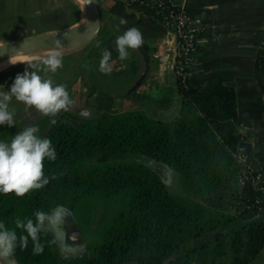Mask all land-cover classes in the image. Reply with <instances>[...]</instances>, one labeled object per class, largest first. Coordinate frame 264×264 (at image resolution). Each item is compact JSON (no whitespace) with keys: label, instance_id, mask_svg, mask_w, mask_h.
Segmentation results:
<instances>
[{"label":"trees","instance_id":"obj_1","mask_svg":"<svg viewBox=\"0 0 264 264\" xmlns=\"http://www.w3.org/2000/svg\"><path fill=\"white\" fill-rule=\"evenodd\" d=\"M110 12L126 28L140 29L147 51V39L165 32L149 2L115 1ZM178 90L174 121L133 109L92 120L58 114L46 133L39 128L57 152L56 160L43 162L49 182L23 196L0 193V220L14 227L17 217L64 204L87 251L66 259L58 243L49 242L51 233L42 234L41 253L33 254L31 240L17 248L20 264H163L170 256L167 264H253L264 245V217L236 190H220L234 174L249 178L250 167L236 157L244 139L236 92L219 82ZM23 128V122L0 125V139ZM145 159L176 173L181 192H170Z\"/></svg>","mask_w":264,"mask_h":264},{"label":"crops","instance_id":"obj_2","mask_svg":"<svg viewBox=\"0 0 264 264\" xmlns=\"http://www.w3.org/2000/svg\"><path fill=\"white\" fill-rule=\"evenodd\" d=\"M114 2L98 0L101 21L98 35L85 46L64 53L63 65L55 73H42L67 86L72 105L52 115L41 114L34 107L14 100V118L30 114L23 122L24 127L34 124L45 132L57 114L92 120L103 113L133 109L153 119H177L181 95L175 74L168 64L159 65L153 55L159 36L146 41L151 60L148 75L135 92L127 94L144 63L137 49L130 50L127 60L118 57L115 39L124 29L110 12ZM185 3L203 25L188 84L197 87L219 82L234 88L238 130L244 135L238 147L245 165L253 167L264 179V0H185ZM209 4L216 7L209 9ZM73 6L64 0L52 4L48 0H0V43L74 27L85 13L80 4ZM23 26L30 28L23 30ZM13 28L18 30L12 32ZM97 40L102 42L99 46ZM105 48L112 53L109 72L99 68ZM40 59L1 71V84L8 88L17 73ZM85 110L87 116L82 115ZM172 174L169 170V177ZM220 189L225 194L236 190L248 204L256 201L264 204L261 192L239 173L229 177ZM253 264H264V245Z\"/></svg>","mask_w":264,"mask_h":264},{"label":"clouds","instance_id":"obj_3","mask_svg":"<svg viewBox=\"0 0 264 264\" xmlns=\"http://www.w3.org/2000/svg\"><path fill=\"white\" fill-rule=\"evenodd\" d=\"M90 2V0H87ZM209 9L216 7L207 5ZM121 25L126 21L121 18ZM97 25L95 23H90ZM119 26V25H118ZM144 42L143 34L137 26L127 27L115 39V45L120 60H127L130 50L138 49ZM102 42L96 41L97 46ZM49 55L40 59L39 63L27 64L25 70L17 73L12 83L5 88L0 84V125H15L12 102L20 101L27 107H34L41 114H56L60 110H68L73 100L64 83H55L52 75L63 65V45L59 40ZM111 50L105 48L102 52L99 68L101 71H111ZM20 60H12L15 63ZM23 62V61H22ZM30 69V70H29ZM36 69V70H33ZM87 116V110L82 112ZM54 161L57 158L56 148L52 140L41 135L40 129L34 125H26L9 140L0 139V193H14L23 196L30 190L44 187L49 182V176L44 172V160ZM71 210L64 204H57L50 210L37 209L32 216L15 219V226L8 227L0 220V264H14L17 248H26L29 240L33 254L44 250L42 234L51 233L50 243H61L66 232L68 217ZM17 229L20 231L18 232ZM75 239V236L71 237Z\"/></svg>","mask_w":264,"mask_h":264},{"label":"water","instance_id":"obj_4","mask_svg":"<svg viewBox=\"0 0 264 264\" xmlns=\"http://www.w3.org/2000/svg\"><path fill=\"white\" fill-rule=\"evenodd\" d=\"M83 1L85 4V15L77 25L67 30L23 37L0 43V61L17 55H25L28 60L42 58L50 54V52L56 46L54 42L57 40H59L63 45V54L81 48L91 42L100 31L101 21L99 3L98 0H90V2H87V0ZM97 21V25L90 24ZM123 29L126 30V27L124 25ZM137 50L139 51L143 59V70L139 74L133 85L128 89L127 94H131L138 89V87L143 83L146 76L148 75L151 66L150 55L144 44H142ZM57 115H55L44 133L48 131ZM123 156L139 159V156L137 155ZM144 161L153 168L161 171V173L164 175V178L167 177V174L169 172L165 167L157 165L152 159H145ZM257 215L264 217V212L259 211ZM67 219L68 221L66 225V232L64 234V244L68 246L85 245L84 236L75 218L71 214V216ZM72 236H75V239H72ZM10 259H14V264H20L16 255H14V257H11ZM173 259L174 257L170 256L163 262V264H167ZM5 264H7V261H5Z\"/></svg>","mask_w":264,"mask_h":264},{"label":"built area","instance_id":"obj_5","mask_svg":"<svg viewBox=\"0 0 264 264\" xmlns=\"http://www.w3.org/2000/svg\"><path fill=\"white\" fill-rule=\"evenodd\" d=\"M124 1L127 5L132 3H145L154 7L162 15V24L165 32L155 42L153 55L159 65L168 64L174 72L178 87H185L192 75L191 62L200 45V36L203 30L201 20L192 14L185 0H114ZM239 163L245 165L242 153L236 155ZM248 179L264 196V179L256 170L249 166ZM245 171V170H244ZM259 211L264 212L261 201L254 203Z\"/></svg>","mask_w":264,"mask_h":264},{"label":"rangeland","instance_id":"obj_6","mask_svg":"<svg viewBox=\"0 0 264 264\" xmlns=\"http://www.w3.org/2000/svg\"><path fill=\"white\" fill-rule=\"evenodd\" d=\"M48 1H49V3L52 4V3H54L55 0H48ZM58 1H63V0H58ZM66 1H70L72 6H73V4L78 3L76 0H64V2H66ZM23 27H22L23 30L24 29L28 30L30 28V27L29 28H27V27L23 28ZM17 30H18V28L17 29L13 28L12 32H15ZM28 61H30V60H23V62L22 61H17L15 63L9 62V63L0 64V72L5 70V69H8L10 66L15 65L17 63H28ZM0 84H1V82H0ZM29 115L30 114H28V113H24V114L18 116L17 119H15L16 123L20 124L21 122H24V120ZM168 174H167V177L165 178V183H166V186H167L168 190L170 192H172V193L181 192V187H180V184L178 182L176 173H173L170 177L168 176ZM220 190H222V189H220ZM222 191H224V189ZM224 195H229V193H226V194L224 193ZM58 245L60 247L62 256L64 258H66V259H70V258L81 256V255L85 254L86 251H87L85 245H82V246H68V245H65L64 244V236H63V245L61 243H58Z\"/></svg>","mask_w":264,"mask_h":264},{"label":"bare ground","instance_id":"obj_7","mask_svg":"<svg viewBox=\"0 0 264 264\" xmlns=\"http://www.w3.org/2000/svg\"><path fill=\"white\" fill-rule=\"evenodd\" d=\"M76 1H78V3L80 4L81 8L83 9V11L85 13L84 1L83 0H76ZM10 59H12V60H20V61L28 60L25 55H17V56H14V57H10V58H6L4 60H1L0 64L9 63Z\"/></svg>","mask_w":264,"mask_h":264}]
</instances>
